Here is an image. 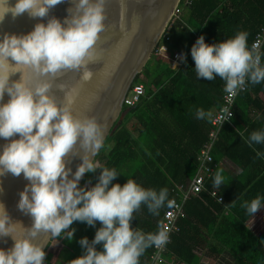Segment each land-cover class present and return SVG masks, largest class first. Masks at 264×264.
Listing matches in <instances>:
<instances>
[{
  "label": "clouds",
  "instance_id": "clouds-1",
  "mask_svg": "<svg viewBox=\"0 0 264 264\" xmlns=\"http://www.w3.org/2000/svg\"><path fill=\"white\" fill-rule=\"evenodd\" d=\"M62 0H0V21L7 13L13 17L27 12L43 18L50 8ZM74 7L63 23L52 17L47 23L38 22L27 34H5L0 39V138L7 141L0 150V175L10 172L23 174L29 181L20 192L17 207L32 218L30 227L13 221L0 203V237L10 236V248H0V264H44L45 248L37 242L42 234L73 239L75 221L89 226L100 223L91 241L79 243L82 255L69 264H139V258L150 247L162 248L168 243V229L160 225L154 233L133 229V213L143 205L153 215L163 207H173L168 190L145 188L133 179L123 184L115 168L101 167L94 159L104 147L103 130L94 118L74 115L68 104L59 103L51 94V83L41 80L29 86L24 68L40 76L55 77L65 69L81 71L88 80L92 50L104 29L105 0H72ZM191 57L197 76L204 80L219 77L224 91L235 96L246 83L264 82V64L258 44L248 45V33L238 31L230 38L208 43L203 35L191 47ZM9 58L15 61L9 62ZM180 60H185L181 53ZM21 72L19 80L9 82L10 73ZM5 92L7 102H2ZM199 120L211 119L203 108L195 110ZM18 138H15L17 137ZM246 143L260 158L264 152V128L253 131ZM81 162L75 171L68 166L69 157ZM101 169L92 186H80L85 173ZM223 170L213 176V186L225 183ZM264 206L257 196L242 203L248 216L256 217ZM97 245H102L100 250Z\"/></svg>",
  "mask_w": 264,
  "mask_h": 264
},
{
  "label": "trees",
  "instance_id": "trees-1",
  "mask_svg": "<svg viewBox=\"0 0 264 264\" xmlns=\"http://www.w3.org/2000/svg\"><path fill=\"white\" fill-rule=\"evenodd\" d=\"M263 27L264 0L179 1L158 42L167 47L165 56L152 54L134 78L133 83L144 86L145 95L133 107L122 105V119L115 121L114 131L94 158L101 167L117 170L120 176L114 182L123 184L133 179L145 188H166L169 199L178 185H188L196 173L199 152L212 130L211 119H197L195 110L203 108L212 115L224 93V81L219 77L209 81L197 76L191 47L201 35L206 42L215 43L238 31L248 33L251 47ZM177 51L185 54V60L173 68L171 59ZM260 51L264 54V44ZM246 86L237 94L231 121L218 132L212 150V176L205 190L187 201L180 230L161 254L165 259L162 264H200V256L194 251L205 241V254L216 260L225 255L231 264H264V206L256 217L248 216L241 207L257 196L264 198V158L246 143L251 132L264 128V82ZM256 148L264 152V145ZM218 169L226 178L218 188L220 202L208 192L214 188L212 180ZM100 171L97 168L86 173L80 186L95 184ZM165 209L153 215L142 205L133 213V229L156 232ZM70 227L79 239L52 236L45 247L44 264H58L63 248L67 250L63 264L80 256L76 250L80 239L87 237L91 241L100 223L89 226L75 221ZM96 247L100 250L102 245ZM152 248L146 249L139 264H151Z\"/></svg>",
  "mask_w": 264,
  "mask_h": 264
},
{
  "label": "water",
  "instance_id": "water-1",
  "mask_svg": "<svg viewBox=\"0 0 264 264\" xmlns=\"http://www.w3.org/2000/svg\"><path fill=\"white\" fill-rule=\"evenodd\" d=\"M179 1L105 0V26L99 33L92 50L91 62L87 66L92 73L91 78L83 80L81 71L73 69L62 70L52 77L40 76L32 69L24 68L26 83L32 86L41 80L49 81L50 92L56 100L61 104H68L70 100L69 107L74 115L94 118L101 126L105 140L115 129L114 123L121 112L126 92L152 55ZM8 2L10 5L15 4V0ZM72 7H74L72 0H62L50 8L48 15L43 18H34L27 12L13 17L9 12L4 20L0 21V39L5 34H27L36 23H47L52 17L60 19L63 23L70 15L68 9ZM9 62L15 63L11 58ZM0 71L8 69L6 67ZM20 78L21 72L10 73L9 82ZM8 99L9 95L5 92L2 102H7ZM122 117L123 113L117 121ZM15 138H18V135ZM5 143L7 141L0 138V150ZM80 162L78 156H70L68 166L74 172ZM28 183L23 174L15 176L6 172L0 175V203L4 204L13 221L20 222L25 227L31 226L32 218L19 210L17 204L20 192ZM51 238V234L42 233L37 242L45 248ZM12 244L10 236L0 237V248L8 249Z\"/></svg>",
  "mask_w": 264,
  "mask_h": 264
},
{
  "label": "built area",
  "instance_id": "built-area-1",
  "mask_svg": "<svg viewBox=\"0 0 264 264\" xmlns=\"http://www.w3.org/2000/svg\"><path fill=\"white\" fill-rule=\"evenodd\" d=\"M185 1L188 2V0ZM253 43L258 44L261 49L262 45L264 44V27L261 29L260 32L256 34ZM166 51H167V47L165 45L157 43L152 51V54L157 57L165 56ZM181 53L182 52L179 51L174 53L171 59V66L173 68H175L178 65H181L182 60L179 59ZM246 89L247 86L245 85L244 89L241 91H244ZM237 94L235 96H231L224 91L220 106L211 115L212 130L209 132L207 141L203 144L199 152V155L197 157L198 166L194 177L188 183L187 186L178 185L176 187L174 195L170 198L175 202L174 206L166 207V209L163 212L161 225L165 226L168 229L169 240L167 244H169L172 241L173 236L176 233H178L180 230L179 222L181 219H183L186 216L185 205L187 201L190 199L192 195L204 191L206 182L212 176L213 168H214L212 150L217 140L218 132L221 126L231 121L232 113H233L232 109L234 107ZM144 95H145L144 86L139 83H132L123 98L122 105L129 108L133 107L140 101V99ZM208 192L212 197L216 198L217 201L219 202L222 201V197L218 195L219 191L217 188L214 187L208 190ZM165 246H163L162 248H156V247L152 248L153 251L150 257L151 264H153L157 260V258L164 252Z\"/></svg>",
  "mask_w": 264,
  "mask_h": 264
},
{
  "label": "rangeland",
  "instance_id": "rangeland-1",
  "mask_svg": "<svg viewBox=\"0 0 264 264\" xmlns=\"http://www.w3.org/2000/svg\"><path fill=\"white\" fill-rule=\"evenodd\" d=\"M174 15H175V13H174ZM173 15V16H174ZM173 16L171 17V19H170V21L169 22H171L172 21V19H173ZM169 24V23H168ZM152 56V55H151ZM150 56V57H151ZM120 116H121V112L119 113V115H118V119L120 118ZM117 119V120H118ZM73 239H79V235L76 233V232H74V234H73ZM72 239V240H73ZM76 250H77V252H80L81 253V255L83 254V252H84V249L81 247V245H79L77 248H76ZM66 253H67V250H66V248H63L62 250H61V253H60V255H59V263L58 264H63V262L65 261V258H66ZM164 256H162V255H160L158 258H157V260L153 263V264H162L163 262H164ZM167 263V261L165 262V264ZM232 262H231V260H229V258H220V261H218V262H215V263H213V262H211V263H202V264H231Z\"/></svg>",
  "mask_w": 264,
  "mask_h": 264
},
{
  "label": "crops",
  "instance_id": "crops-1",
  "mask_svg": "<svg viewBox=\"0 0 264 264\" xmlns=\"http://www.w3.org/2000/svg\"><path fill=\"white\" fill-rule=\"evenodd\" d=\"M259 116V115H258ZM208 239H209V237H208ZM206 245H208V243L206 244V241L203 243H200L199 245H197V246H200L199 247V249H196L194 252H195V254H197L198 256H200V264H202V263H211V262H213V263H215V262H218V261H220V259H215L214 257H212V256H210V254H205L206 252H207V250L206 249H204V247H207ZM201 246H203V248H201ZM221 258V257H220ZM223 258V257H222ZM224 258H228V256H225L224 255ZM230 260V259H229Z\"/></svg>",
  "mask_w": 264,
  "mask_h": 264
}]
</instances>
